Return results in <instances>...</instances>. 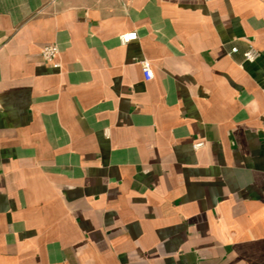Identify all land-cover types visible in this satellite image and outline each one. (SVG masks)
<instances>
[{"label":"crops","instance_id":"0c3cea01","mask_svg":"<svg viewBox=\"0 0 264 264\" xmlns=\"http://www.w3.org/2000/svg\"><path fill=\"white\" fill-rule=\"evenodd\" d=\"M0 264H264V0H0Z\"/></svg>","mask_w":264,"mask_h":264},{"label":"built area","instance_id":"2783aa9c","mask_svg":"<svg viewBox=\"0 0 264 264\" xmlns=\"http://www.w3.org/2000/svg\"><path fill=\"white\" fill-rule=\"evenodd\" d=\"M119 39L122 44H126L130 41L138 39V33L137 31L125 32L119 36ZM237 51H238L237 47L231 48V52H237ZM58 54H59L58 45L48 44L42 48L40 57L43 61L52 64L53 67H59L60 63L58 61ZM258 56H259V51L252 44H250L249 47L243 53L244 60L249 62L255 61L258 58ZM141 66L145 79L151 80L154 76V73L150 61L148 59L142 60ZM200 146H202V142L194 145L195 148H199Z\"/></svg>","mask_w":264,"mask_h":264}]
</instances>
